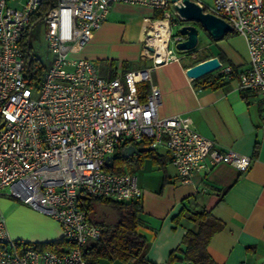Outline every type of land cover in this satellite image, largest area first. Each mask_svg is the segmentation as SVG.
I'll use <instances>...</instances> for the list:
<instances>
[{
  "label": "built area",
  "instance_id": "2783aa9c",
  "mask_svg": "<svg viewBox=\"0 0 264 264\" xmlns=\"http://www.w3.org/2000/svg\"><path fill=\"white\" fill-rule=\"evenodd\" d=\"M8 1L0 0V198L17 200L51 217L73 246L61 254L20 249L0 207V264H87L82 248L88 240H98L101 231L80 208L79 193L118 202L142 196L134 174L104 168L106 157H114L124 145L147 141L150 149L164 147L183 184L220 163L240 172L250 168L253 156L220 147L201 135L190 117H161L162 95L156 85L150 84L140 100L138 85L150 81L149 68L106 80L93 61L71 56L90 41L111 5L124 3L162 11L160 19H145L141 58L153 66L180 61L174 44L183 37L173 35L171 26L181 27L185 21L175 8L181 0H56L40 20L51 61L40 80L31 83L19 43L41 0H26L19 8ZM196 2L245 40L249 61L239 74L238 88L260 94L264 124V1ZM216 71L230 79L235 69L220 62ZM256 264H264V259Z\"/></svg>",
  "mask_w": 264,
  "mask_h": 264
},
{
  "label": "crops",
  "instance_id": "0c3cea01",
  "mask_svg": "<svg viewBox=\"0 0 264 264\" xmlns=\"http://www.w3.org/2000/svg\"><path fill=\"white\" fill-rule=\"evenodd\" d=\"M126 5L113 3L90 41L72 54L79 53L81 59L93 61L99 75L106 80L127 71L149 68L150 81L138 85L140 100L145 99L150 84L156 85L162 95L158 109L161 117L186 115L201 135L213 139L222 148L254 158L246 172L220 163L208 172L194 175L191 183L183 184L164 147L151 149L149 153L147 142L134 145L137 153L124 157L128 158L124 167L133 169L142 190L139 200L142 213L135 230L146 239L144 260L166 264L170 252L181 246L187 230H196L190 216L208 211L221 226L207 245V252L216 264L260 262L264 259L263 105L260 94L238 88L239 74L249 61L245 40L233 31L218 39L206 34L211 50L202 60L217 57L220 62L232 65L235 72L230 79L220 77L216 71L214 75L191 80L185 69L194 63H186L182 53H177L182 56L180 61L154 66L148 59L141 58L147 60L145 64L136 61L127 46L142 43L147 27L145 19H160L162 11L150 8V15L132 16L127 14ZM12 202L7 197L0 198L1 209L2 204L12 206L6 224L14 240L44 243L62 237L61 227L54 219L21 202L16 206ZM40 222H48L52 230H40ZM37 238L44 240H33ZM173 264L188 262L182 259Z\"/></svg>",
  "mask_w": 264,
  "mask_h": 264
},
{
  "label": "trees",
  "instance_id": "16d2710c",
  "mask_svg": "<svg viewBox=\"0 0 264 264\" xmlns=\"http://www.w3.org/2000/svg\"><path fill=\"white\" fill-rule=\"evenodd\" d=\"M55 2L56 0H41L38 9L31 17L28 27L20 39L19 46L25 58V77L29 79L30 83L38 82L45 69L43 62L32 52L29 41L30 29L41 20L47 10L54 6ZM203 31L209 35L206 29L203 28ZM200 61L202 60L196 61L194 64ZM151 151V149H148L149 153ZM127 162L128 158L122 157L121 152L118 151L114 156L112 166H105L104 168L109 172L125 173L124 166ZM78 198L79 206L86 210L88 220L96 224L101 231V236L98 240L90 239L82 248V255L87 264H100L102 260L121 263L136 258H143L146 249V239L136 233L135 230L139 215L142 213V204L139 200L118 202L109 198H93L83 192L79 193ZM96 204H105L114 208L118 212L117 222L108 224L91 220L89 217ZM190 220L196 226V230H187L183 235L181 246L170 252L166 264H173L182 259L188 264H216L207 252V245L211 235L221 227L220 224L208 211L193 213L190 216ZM17 243L20 249L48 250L57 254L68 252L73 246L72 243L63 237L44 243L21 241H17ZM145 264L153 263L145 261Z\"/></svg>",
  "mask_w": 264,
  "mask_h": 264
},
{
  "label": "rangeland",
  "instance_id": "374dc122",
  "mask_svg": "<svg viewBox=\"0 0 264 264\" xmlns=\"http://www.w3.org/2000/svg\"><path fill=\"white\" fill-rule=\"evenodd\" d=\"M25 1L26 0H9L8 5L15 7V8H19L21 6V4H23ZM199 1H203L206 4H211V0H199ZM124 8H125L127 14L132 15V16L150 15L151 14L150 8H146V7H142V6L126 5V6H124ZM182 24H193L197 27L198 33H199L198 34V44L193 49L188 50V51H178L175 49L176 53H178V54L182 53L184 55L182 59L186 63H189V64L195 63L196 61H199V60H202L203 58H205L207 56L208 51L211 50L210 40H209L208 36L206 35V33H204L203 28L200 25V23H198L196 21H185ZM179 28H180V26L172 25L171 26L172 34L173 35L178 34ZM44 33H45V24L42 21L35 23L30 29L29 41H30V45L32 48V52L37 57H39V59L43 62V64L45 66H47L51 61V53H50L48 46H47V43L44 39ZM203 44H205L207 47L205 48ZM127 47H128L127 49L129 50V52H131L133 57L136 58V61H138L141 64L147 63V60L141 59L142 43L137 44V45H129ZM174 47H175V44H174ZM71 56H73L75 58H81V54H79V53L71 54ZM215 73H216V70H214L208 74L214 75ZM124 170L126 172H129V173H132V171H133V169L130 166L124 167ZM1 201L4 203L5 200H1ZM12 201H13L12 202L13 206H16L18 203H20L16 200H13V199H12ZM2 206H3L2 210H3V213L5 215V218L10 217L12 215V213H11L12 206L9 207L8 205H5V204H2ZM89 218L93 221H97V220L101 219L105 223L113 224L118 220V212L114 208H112L111 206H108L105 204H96L94 207V210L90 214ZM8 221L10 223L11 219H8ZM39 225L41 227L40 230H43V229L49 230V231L52 230L51 225L48 222H40ZM35 230H37V229H35ZM33 240L40 241V240H44V239L43 238H37V239H33ZM100 264H111V263L109 261H102Z\"/></svg>",
  "mask_w": 264,
  "mask_h": 264
},
{
  "label": "water",
  "instance_id": "95a60500",
  "mask_svg": "<svg viewBox=\"0 0 264 264\" xmlns=\"http://www.w3.org/2000/svg\"><path fill=\"white\" fill-rule=\"evenodd\" d=\"M178 0H171L176 2ZM175 8L180 16L185 21H196L200 23L202 28L206 29L213 39L223 37L227 32L232 31V27L222 18L212 14L211 12L204 11V9L194 0H181L180 6L175 5ZM178 33L184 38L175 43V49L178 51H188L193 49L198 42V29L193 24H183ZM152 31H148L147 35H152ZM160 61L158 64H162ZM220 66V60L217 57H211L203 60L195 65L187 67L185 74L191 80H195L204 76ZM137 153L134 145L130 144L121 150L122 157H130ZM105 166L110 167L113 164V156H107L104 161Z\"/></svg>",
  "mask_w": 264,
  "mask_h": 264
},
{
  "label": "bare ground",
  "instance_id": "6f19581e",
  "mask_svg": "<svg viewBox=\"0 0 264 264\" xmlns=\"http://www.w3.org/2000/svg\"><path fill=\"white\" fill-rule=\"evenodd\" d=\"M160 30H161V32H162V34H165V30H164V27H160Z\"/></svg>",
  "mask_w": 264,
  "mask_h": 264
}]
</instances>
